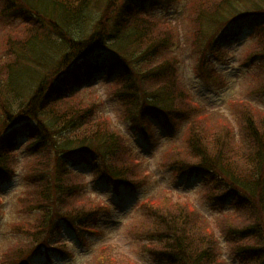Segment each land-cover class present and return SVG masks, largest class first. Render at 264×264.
<instances>
[{
  "label": "trees",
  "instance_id": "trees-1",
  "mask_svg": "<svg viewBox=\"0 0 264 264\" xmlns=\"http://www.w3.org/2000/svg\"><path fill=\"white\" fill-rule=\"evenodd\" d=\"M178 3L0 0L6 29L0 35V187L17 175L13 165L20 154L36 159L24 167L25 182L35 187L18 201L29 218L15 223L29 240L11 264H34L41 253L70 255L110 209L87 196L92 185L119 190L147 181L130 135L138 142L157 140L180 132L186 121L191 126L184 145H173L163 165L174 176L198 178L205 201L232 210L218 216L217 230L192 202L165 197L156 205L148 197L142 207L150 221L139 232L149 253L166 264H231L223 238L236 263L264 264V112L245 100L231 101L235 109L247 107L237 111L244 121L240 142L231 126L221 138L205 137L196 124V108L203 107L185 86L179 63L184 48L192 47L197 75L222 83L216 64L224 49L246 40L243 62L257 65L263 78L251 84L264 91V0L190 2L194 17L183 28L169 17ZM159 9L168 13L154 14ZM179 39L187 43L177 52ZM96 83L109 87L129 133L102 114L104 99L82 92H92Z\"/></svg>",
  "mask_w": 264,
  "mask_h": 264
},
{
  "label": "rangeland",
  "instance_id": "rangeland-1",
  "mask_svg": "<svg viewBox=\"0 0 264 264\" xmlns=\"http://www.w3.org/2000/svg\"><path fill=\"white\" fill-rule=\"evenodd\" d=\"M196 1L179 0L180 3L170 7L169 17L176 27L183 28L187 24L191 26L195 13L191 3L197 5ZM166 11V9H159L154 14L161 16L168 13ZM3 30L6 29L4 25H1L0 35ZM185 39L189 40V36H185ZM181 41L179 39L175 47L177 52H179L180 47L187 43ZM246 43V40L242 43L234 41V43H231V47L224 49L223 54L225 56L222 61L216 64V68L223 74L225 80L217 84L207 82L197 75L196 64L198 59L194 58L192 47L184 48L186 50L180 55L179 63H182L180 72L185 81V86L191 92L192 98L194 97L197 103L203 107L199 110L196 108V111H200V115H202L197 116L199 119L196 124L198 127L203 128L205 137L213 138V135L217 133L215 137L221 138L225 134L224 128L231 126L234 127L235 142H240L243 132L241 128L244 126V121L240 118L242 117L240 112L237 111L247 109V107L239 108L237 106L235 109L234 105L237 103L232 104L231 101L234 103L236 99L245 100L248 102L247 104L253 107V110L255 108L264 112V91L252 85L258 77L261 79L263 77L259 75L256 64L245 65L243 62L249 45V43ZM106 85L99 86V83H96L92 92L91 89L88 90L90 92L87 90H82V92L87 93L90 98H95L98 95V97L104 99L105 104L102 106L103 109L100 110L102 114L110 117V121H112L115 128L119 130L122 128L123 132L129 133L122 120H120L119 103L110 98L109 87ZM256 113L258 114L257 111ZM189 123V121L184 122L181 125L180 132L173 136L165 135L159 139L157 138L159 134H154L157 140L141 138L138 142L130 135L131 141L129 140V142L132 150L140 157V170H143V175L145 173L149 175L147 183L140 180V178L138 182L144 184L140 188L125 187L119 190H113L112 187L102 183H96L95 188L92 185L91 194L87 196L95 198V202L101 200L110 205L109 211L98 218L94 226L96 227L95 232L85 242L81 241L72 246L73 250L70 255L58 254L54 258H48L41 253L33 259L34 264H102V262L104 264H166L163 260L149 253L148 247L150 244L143 239L139 232L141 224L150 221L147 208L142 207V203L150 196L155 197L156 205L161 204L165 197H170L174 201L187 200L192 202L201 212H205L210 226L218 230V216L224 211L232 210L230 205L222 206L221 209L214 207L209 201L202 198L203 188L198 187V178L186 175V177L183 175L174 176L163 165V161H165L173 145H178L179 148L184 145V140L191 126ZM19 156L21 157L16 159L17 164L13 165L17 175L10 182L8 181L6 185L0 187V196L2 197L0 202V264H11L17 258L18 250L29 240L24 235L25 229L18 228L15 223H18V221L26 223L25 220L29 218L27 214L19 210V206L23 207L25 204H19L18 201L19 196L28 187H35L34 184L28 185L25 182L27 170L24 167H27L26 162L36 163V159L21 154ZM91 178L90 175L87 176V179L91 180ZM84 199L87 200V198ZM137 229L138 231H136ZM217 232L219 233V231ZM221 243L224 256L230 261L229 263L239 264L236 263L228 251L225 239L221 238ZM104 256L111 260L104 258Z\"/></svg>",
  "mask_w": 264,
  "mask_h": 264
},
{
  "label": "snow or ice",
  "instance_id": "snow-or-ice-1",
  "mask_svg": "<svg viewBox=\"0 0 264 264\" xmlns=\"http://www.w3.org/2000/svg\"><path fill=\"white\" fill-rule=\"evenodd\" d=\"M0 183H2V178H0Z\"/></svg>",
  "mask_w": 264,
  "mask_h": 264
}]
</instances>
